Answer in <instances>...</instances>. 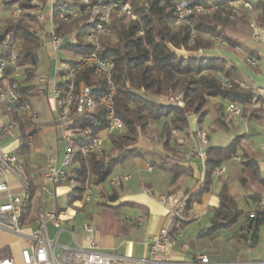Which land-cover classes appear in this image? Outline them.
<instances>
[{
  "label": "trees",
  "instance_id": "16d2710c",
  "mask_svg": "<svg viewBox=\"0 0 264 264\" xmlns=\"http://www.w3.org/2000/svg\"><path fill=\"white\" fill-rule=\"evenodd\" d=\"M80 0H55L52 4L51 17L54 22L62 11H68ZM233 1L246 0H186V6L201 5L204 9L212 8L210 13L194 12L189 16L188 24L173 26L175 14L171 0H149L145 5L142 0H133L132 9L136 18L126 21L123 16L112 11L110 15V34L100 39L98 55L112 61V81L115 87V114L120 119L123 130L119 134L108 136L110 149H104L99 159L93 155L83 157L75 154L76 165L70 169V174L76 177V186L66 196V206L76 210L81 208L82 193L86 184H92L107 196L104 184L112 175L114 167L129 159L143 158L138 149L139 135L153 122H162L159 130L158 144L166 152L152 165L157 169L169 171L173 179L187 174L188 169L180 167L184 161L178 148L180 142L188 136L189 117L194 116L198 130H201L206 117L212 119L211 133L236 131L237 126L226 113V107L234 104L240 107L238 118L249 122H261L263 110L252 109L255 91L252 83L243 77V72L226 56L208 53L216 48L214 39L221 41L223 46L232 52L240 43L228 34L229 28L238 25L264 26V0H257L253 5V13L235 9L230 6ZM48 0H0V6L10 13L14 9L31 11L36 7H44ZM90 5L105 3L107 0H88ZM37 25V31L30 24L20 19L5 18L0 24V38L10 34L20 42L16 65L21 69L24 79L10 80L16 84L20 102L30 103L34 94L33 79L36 77L37 51L43 46L44 27L37 18L29 13L23 14ZM80 18V17H79ZM78 18V19H79ZM76 19V20H78ZM65 25L64 31H70L76 23ZM76 29L77 43L66 44L64 49L74 54H84L91 51L90 47L81 43L84 28ZM253 58L254 52L249 54ZM88 72L82 73V75ZM243 84V85H241ZM173 95L182 106L175 103H161V97ZM261 100V98H258ZM11 117L20 129L21 146L18 154L25 158L29 155L30 145L26 141L27 133L33 138L40 131V126L34 123L27 114L12 111ZM56 126V123L53 124ZM74 126L86 129L97 135L105 131L109 124L103 110L86 118H79ZM174 131V133H172ZM255 134L248 131L236 135L225 146L209 144L204 147V179L202 187L195 193L184 196L185 212H189L195 203H200L202 196L210 191L214 172L224 165L234 162L238 164L239 185L252 192L248 195L253 209L257 210L264 189V178L261 176L258 161L243 140ZM43 168H24V177L33 194L38 187L36 180L41 177ZM254 188L251 189V185ZM218 204L209 218V226L200 234L212 236L222 229L231 230L240 225V231L246 235L251 244L258 240L259 227L262 220L252 221L248 212L239 209L234 194L228 182L221 184L217 193ZM117 199L116 189H112L109 201ZM106 205V203H102ZM241 220V221H240ZM186 223H183L185 226ZM1 253H6L1 250Z\"/></svg>",
  "mask_w": 264,
  "mask_h": 264
},
{
  "label": "built area",
  "instance_id": "2783aa9c",
  "mask_svg": "<svg viewBox=\"0 0 264 264\" xmlns=\"http://www.w3.org/2000/svg\"><path fill=\"white\" fill-rule=\"evenodd\" d=\"M132 1L107 0L105 3L90 5L88 0H80L68 11L60 12L57 22L52 20L53 31L43 46L48 47L54 55L63 52L68 57L58 61L59 68L57 64L53 65L50 77H35L33 85L36 96L46 95L51 99L55 123L61 127L62 131L61 141L64 148L61 159L51 156L45 161L41 181L32 194L31 187L23 176L25 163L23 156L0 151V175L2 177L0 193L5 194L7 198L5 202L0 203V232L18 237L24 242L25 246L19 250L18 264H175L170 262L166 255L184 234L183 223L186 222L188 216L185 212V201L181 202L176 194L157 195L151 190L145 191L148 195L154 196L156 201L167 209L172 226L162 228L158 234L149 238L148 256L140 259L101 250L97 241V231L90 223L81 225V240L76 239L74 236L76 233L74 231L75 212L70 214L69 208L44 209L36 205L38 202L53 200L55 191L59 187H66L71 191L76 186V177L70 174V169L76 165L74 161L76 153H80L83 157L93 155L99 159L104 151L102 133L119 134L123 130V125L115 114V87L112 81L114 65L112 61L101 58L98 51L101 37L110 34L112 11H116L126 21L136 18L132 9ZM142 1L147 5L149 0ZM256 1H233L230 6L253 13V5ZM171 3L175 14L173 26L188 24L189 16L194 12L210 13L212 11V8L204 9L198 4L186 6V0H171ZM43 9L44 7L40 6L28 12L14 9L9 17L25 22L29 18L23 14L29 13L43 24ZM73 20H76V23L71 26L70 31L65 32V25L72 24ZM75 27L86 29L81 36V43L89 46L90 52L74 54L64 49L66 44L77 43ZM251 39L254 42L262 40L257 27L252 28ZM214 42L222 44L217 39H214ZM19 49L20 42L13 39L10 34H5L0 38V106L8 112L16 111L27 114L31 120H34L37 114L32 110L30 103L20 102L16 84L9 82L10 80L21 81L25 78L21 69L16 65ZM248 63L252 66L256 65L254 59H248ZM85 72L88 73L81 76ZM254 91L256 96L252 102V108H257L260 104L258 98L264 90L256 87ZM169 101L178 107L182 106L175 96L169 95ZM96 109L103 110L105 114V119L109 124L105 131L93 136L89 130L74 126L77 119L91 116ZM226 112L229 116L238 118L241 110L239 106L229 104ZM15 126L14 121L4 125L2 137L15 140L17 143L15 151L17 152L21 142L20 134L17 137L14 134ZM198 137L202 146L207 144V135L204 130L198 132ZM26 141L30 146L33 144V136L30 133H27ZM260 148L264 152V142ZM198 153L192 149L188 156L193 157ZM224 172V167L215 170L216 175H222ZM9 177H13L16 181L21 194L10 193ZM128 180H130L128 174L115 175L107 179V184L110 188H118ZM93 199L102 201L104 195L102 191L88 183L78 205L90 204ZM248 218L252 221L264 218V195L260 199L258 209L248 211ZM134 221L139 225L141 218ZM62 234L67 236L66 244L59 243ZM79 243H84V245ZM1 250L3 249L0 247V264H16L9 252L8 254L1 253ZM178 264H210V262L206 255L199 254L192 262Z\"/></svg>",
  "mask_w": 264,
  "mask_h": 264
},
{
  "label": "crops",
  "instance_id": "0c3cea01",
  "mask_svg": "<svg viewBox=\"0 0 264 264\" xmlns=\"http://www.w3.org/2000/svg\"><path fill=\"white\" fill-rule=\"evenodd\" d=\"M253 27H257L259 29L260 34L262 35V40L257 42L258 43L256 45L257 47L249 49L243 46L240 38L245 36L248 40L251 39V33H252ZM231 32L232 33L229 32L230 36L232 38L237 39L240 43L239 47L236 48L237 51L235 53L232 52L231 50H228L225 47H222L220 49L216 47L214 50L208 53H213V54L220 53V54L227 55L228 59L246 75V77L248 78L246 80L252 83L254 88L260 87L264 90V26L259 27V26L254 25L253 23L250 26L238 25L236 28L231 29ZM218 45L223 46V44H218ZM225 51H228V52L226 53ZM251 51L254 52L253 58H250L249 56ZM248 59H254L256 61V65L254 66L250 65L248 63ZM47 98L50 102V106L52 109L51 99L49 98V96H47ZM260 98L261 100H259L260 101L259 106L257 108H252L254 110L259 109L260 107L262 108L263 116H262V120L260 123L254 120L245 122L244 120L239 118L247 126L246 130H242L237 125V123H234L237 126V130L235 132L230 131L228 133H224L222 131H217V132L211 133V129L213 125H212V119L210 117V123L206 126L203 122V125L201 128V130H206L208 128L211 133V135H207V143L209 142V144L215 145V146H225L226 144L224 143H222L224 145H220L216 142L217 139L215 138V136H217L220 132L224 134H229V136L226 135L227 140L228 139L232 140L236 135H242L244 133H247L248 131H252L255 135H261L263 133V139H264V91L262 95L260 96ZM30 105H31L32 110L35 111L31 102H30ZM2 114L8 115L10 120L13 121L11 117V113L6 111L4 107L0 106V115ZM230 118L233 119L234 117L230 116ZM14 122L16 123V126L14 127V134L17 137L20 134V129H19L17 122L16 121ZM6 124L7 123L2 124V121L0 120V151L1 152L3 151L4 153H8V154L9 153L18 154L19 151L17 152L15 151V147L17 145L15 140L2 137V127ZM159 130L160 128L158 129V132ZM201 130H198L195 117L190 116L188 136L184 139H181L180 142L183 145L178 148L179 153L184 158V161L180 163L179 166L188 169V173L181 175L176 179H173V176L169 171L157 169L152 165V162L166 155V152L160 147V145L158 144V141L155 142V140H153L154 137L148 138L147 141L144 143L143 141L139 140L137 147L144 154L143 158L129 159L123 164L118 165V168L113 169L111 176L128 174L130 175V180L125 182L120 187L115 188L117 192V199L115 201L108 200V197L110 196L111 191L114 188H110L107 182H105L104 187L107 192V196L104 197L102 201L96 200L97 201L96 204H99L98 206H104L102 205V203H106L104 207H110L112 209L127 206L131 209V211L125 214L123 218L120 220L119 233L115 235L107 234L104 237H102L96 230L97 231V241H98V244L101 250L105 252L127 256L132 259H140V258H145L148 256L147 242L149 238L158 234V232L162 228H165V227L171 228L170 227L171 221L169 219L167 209L161 206L156 201V198L154 196L148 195L145 191L151 190L155 192L157 195L176 194L178 197L182 196L183 201H184L185 200L184 196L187 193L193 194L202 187V183L204 179V158H205L204 157V147L205 145L202 146L199 141L198 132ZM230 134H233V135H230ZM101 136L103 139L104 149H107V150L110 149V142L108 139L109 135L103 132ZM188 141L192 142L193 146L197 141H199V146L198 147L191 146L189 150L185 151V147L187 146ZM243 143H244V146L249 149V151L258 161L261 176L264 178V156L261 159L257 158L256 156L257 153L255 152L253 148V143L250 138L243 140ZM63 148H64V145H63ZM192 149H195L197 153L198 152L199 153L193 157H189L188 154ZM29 152H30L29 163H28V160L25 161V158L23 157L25 161L24 168L27 165V167L31 169H35L39 166V164H38V161L36 160L33 161L32 157L37 156L36 155L37 151L34 148L33 151L29 150ZM52 156H57L59 159H61L60 151L57 153V155L53 154ZM40 157H43L44 159L43 166L40 165L44 170L45 161L51 156H48V155L41 156L40 155ZM222 167L225 168V172L223 173L224 175L223 174L216 175V173L214 172L213 182L210 187V191L202 196L200 203L193 204L191 210L187 212L188 216L186 217V222H185L186 224L184 226L185 229L188 224H190L193 221H197L201 216L206 215L209 211L212 213L213 209L217 207V204H218L217 193L220 189L221 184L228 182L229 186L231 187L230 182L232 181L231 178L233 176H231L230 171L227 170L228 164ZM238 173H237L236 180H235L236 182H237ZM23 176H24V169H23ZM1 179L2 177L0 175V181ZM40 181H41V177H39L36 180L37 183H39ZM214 181H217L220 184L217 192H214L212 188ZM8 182H9L11 194H21V190L19 186L17 185L16 181L13 179V177H9ZM250 187L251 189H253L254 185L252 184ZM231 190H232V187H231ZM244 190L247 192L246 194L247 199H246L245 206L239 205L236 198L235 200L237 202L239 209L243 210L244 212H248L249 210L253 209L251 201L248 198V195L252 191L251 190L249 191L246 189ZM63 192L67 196L70 190L66 187L57 188L54 194V198L53 200H51L52 207H57V208H62V209L69 208L70 214H72L73 211L75 212L74 231L78 234V239L81 240V225L78 224L77 219L78 217L83 215L85 205H79L81 208H79L78 210L72 207H68L66 205L65 207L57 206L55 203L56 195L57 193L61 194ZM263 195H264V189L261 192V198ZM234 197H235V194H234ZM6 200H7L6 195L0 193V203L5 202ZM246 207L248 211H246ZM44 209H50V208H44ZM85 215L87 219L91 220L90 213L87 212ZM138 218H141V223L139 225H137L134 221ZM263 225L264 224H262L259 227L258 234H257L258 240L256 244L254 245H252L249 238L240 231L239 224L236 225L234 228H232V229H236V228L239 229L238 230L239 232L237 233V235H233L232 237L237 242L242 241L243 244H242V250H239L235 255L231 256L229 260L224 261V260L216 259L215 255H213V252L215 251H212L209 248L211 247L212 242L205 243V242H202V240H197V242H195L185 236L186 230L184 234L178 239L177 244L174 247H172L170 251L167 253L166 257L169 259L170 262L175 263V264L183 263V262L184 263L192 262L194 261L195 257L199 254L206 255L209 259L210 264H264V233H262ZM201 230L197 234V238L205 237L204 235L200 234ZM216 234L209 236V237L212 239H215ZM63 235L67 239V236L65 234H62L61 237ZM79 244L84 245V243H79ZM23 246H25V244H23ZM0 247L6 253L8 252L10 253V250L8 247L4 245Z\"/></svg>",
  "mask_w": 264,
  "mask_h": 264
},
{
  "label": "rangeland",
  "instance_id": "374dc122",
  "mask_svg": "<svg viewBox=\"0 0 264 264\" xmlns=\"http://www.w3.org/2000/svg\"><path fill=\"white\" fill-rule=\"evenodd\" d=\"M55 0H48L47 4L44 6V9L42 11V17H43V27L44 31L43 34L50 35L53 31V25H52V17H51V9L52 4ZM24 12V11H23ZM9 14L7 11H4L3 8L0 6V24L3 22L5 18L9 17ZM119 15V14H118ZM25 24H30L33 26L34 29H37V25L32 23L29 19L25 22H22ZM231 29H228V34L230 35ZM230 32V33H229ZM242 44L246 48H255L258 44L257 42H254L252 39H247L245 36L240 38ZM47 41V38H44V43ZM216 47L219 49L224 47L222 45L216 44ZM226 53L228 51H225ZM37 62H36V77L42 76V77H50L51 75V68L53 65L57 64L58 68V61L60 59H67V55L63 52H59L56 55H54L51 50H49L48 47L42 46L37 51ZM220 54V53H217ZM227 57L225 54H221ZM56 56V57H55ZM55 57V58H54ZM228 58V57H227ZM56 59V60H55ZM243 77L245 79H248L246 75L243 73ZM173 96V95H172ZM161 103H171L169 101V95L166 97H161L159 100ZM31 104L34 107L35 113L37 114V117L33 120L34 123L40 126V131L36 133V135L33 138V144L30 148L31 151L35 150L37 151V156L32 157L33 161H38L39 165L43 166L44 159L43 155L52 156L53 154L57 155V153L60 151V155L62 156L63 151V142L61 141V127L56 125L53 126L55 123V117L54 113L51 109L50 102L46 95L44 96H34L30 100ZM0 120L2 121V124L9 123L10 118L8 115L2 114L0 115ZM233 123H237V125L242 129L246 130L247 126L245 123H243L242 120L239 118H233ZM11 121V120H10ZM210 123V117H206L204 120V124L207 126ZM162 122H153L149 125V127L145 130V132L141 133L139 135V140L146 142L148 138H153L155 142L159 139V132L158 129L161 128ZM206 135H211L209 129L207 128L204 130ZM229 134H224L220 132L215 138L217 139L216 142L220 145L227 144L231 139H226ZM233 135V134H230ZM253 143V148L255 152L257 153V158L261 159L264 156V153L260 150L259 146L263 142V133L261 135H255L250 138ZM227 140V141H226ZM226 142V143H225ZM224 143V144H222ZM197 144V145H196ZM192 147H198L199 141H197L194 146L192 145V142L188 141L187 146L185 147V151L189 150ZM39 151V152H38ZM30 158V152L28 155V163ZM237 160L234 159V162L228 164L227 170L230 171V175L233 176L230 182V185L232 187V191L235 194V198L237 199V202L239 205L246 204V194L247 192L242 189L238 183L235 181L236 176L238 173V164L236 162ZM115 169L118 168L114 167ZM227 172V171H226ZM224 175V174H223ZM193 184V183H192ZM219 182L214 181L213 183V190L214 192L218 191L219 188ZM181 202H183V197H179ZM55 203L57 206H64L66 205V194L63 192L61 194L56 195ZM49 201V202H48ZM46 202L40 203L38 202L37 206L43 207V208H51L52 207V201L48 200ZM106 201V200H105ZM97 201L93 199V201L90 204L85 205V209L83 212V215L78 217L77 222L79 225H82L83 223H90L97 231L98 233L104 237L107 234H117L119 233V222L123 218L125 214H127L131 209L129 207H121L112 209L110 207H104V206H98L99 204H96ZM246 211H248L246 207ZM91 214V220L87 219L85 216L86 213ZM211 212L209 211L206 215L201 216L197 221H193L186 227V234L185 236L189 239L197 242V240H202V242L205 243H211V247H209L213 252V255H215L216 259L219 260H229L231 256L235 255L239 250H242V241L237 242L232 236L237 235L239 232V229H222L217 232L216 238L212 239L209 236H205L202 238H197V234L199 231L203 228H207L209 226V218L211 217ZM86 218V219H85ZM172 226V223H171ZM170 226V227H171ZM264 233V225L262 228ZM75 238L78 239V234H74ZM232 237V238H231ZM66 237L64 235L60 237L59 243H67ZM23 242L15 236H12L7 233L0 232V246H6L10 250V256L14 257L16 264L19 262V250L23 246ZM8 254V253H7ZM6 254V255H7Z\"/></svg>",
  "mask_w": 264,
  "mask_h": 264
}]
</instances>
